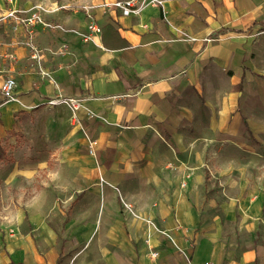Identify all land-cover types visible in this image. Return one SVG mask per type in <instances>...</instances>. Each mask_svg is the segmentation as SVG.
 <instances>
[{
  "label": "crops",
  "instance_id": "obj_1",
  "mask_svg": "<svg viewBox=\"0 0 264 264\" xmlns=\"http://www.w3.org/2000/svg\"><path fill=\"white\" fill-rule=\"evenodd\" d=\"M95 13L90 41L84 10L48 14L60 27L35 28L40 58L22 24L0 31V85L17 81L0 138L52 97L82 100L71 120L57 105L70 117L51 158L11 173L31 191L0 214V264H264V0ZM72 185L61 234L49 215Z\"/></svg>",
  "mask_w": 264,
  "mask_h": 264
},
{
  "label": "rangeland",
  "instance_id": "obj_2",
  "mask_svg": "<svg viewBox=\"0 0 264 264\" xmlns=\"http://www.w3.org/2000/svg\"><path fill=\"white\" fill-rule=\"evenodd\" d=\"M21 8H27L25 5H33L35 3H47L51 5L53 2L57 3L61 10H79L87 12L86 8H90L94 14L96 10H102L101 6L109 0H14ZM11 6L10 0H0V31L4 34L5 32V18L7 19V11ZM6 14V15H5ZM48 16V15H47ZM16 30V27H13ZM212 40V38H208ZM48 104V103H47ZM67 105L71 110V117L68 113L61 111L64 116L75 118L72 108L67 103H62ZM49 105V104H48ZM45 108H40L32 110L26 113H18L16 115V127L14 130L7 132L0 139V214L7 215L8 211L11 210V206L14 202L9 198L10 195H19L23 192L31 191L30 185L21 182L19 185H11L10 180L13 179V172L16 167L20 168L25 165H37L45 159L47 156H52L53 148L56 145V138H61L62 131L61 124L62 121L59 120L60 113L57 109V104L55 105H45ZM59 117V118H58ZM58 118V119H57ZM58 128V129H57ZM60 129V131H59ZM68 131V126L66 127ZM11 133L15 134L14 139H9ZM60 134V135H59ZM66 135V134H65ZM52 160H54L52 158ZM38 172V178H40L41 169L38 167L36 172ZM12 173V174H11ZM37 178V179H38ZM18 179H22L20 176ZM17 179V180H18ZM73 188L60 194V200L52 202V209L50 212V220L56 225L61 233V228H64L67 218L65 212L74 211L77 202H74L75 195L78 194ZM74 195V197H70ZM70 197L68 200H61ZM24 200L17 202L21 205ZM96 199L85 200L84 203L88 206L90 203L95 204ZM8 220V217H5ZM66 218V219H65ZM62 234V233H61ZM58 241H61L58 239ZM69 256V254H67Z\"/></svg>",
  "mask_w": 264,
  "mask_h": 264
},
{
  "label": "built area",
  "instance_id": "obj_3",
  "mask_svg": "<svg viewBox=\"0 0 264 264\" xmlns=\"http://www.w3.org/2000/svg\"><path fill=\"white\" fill-rule=\"evenodd\" d=\"M11 6L7 11V17H10L15 22L22 24L28 35L27 45L34 50V57L40 58V49L33 42V33L37 26L41 25L44 28H53L60 27L58 24H54L50 20H48L47 15L59 10L61 7L57 3H52L48 5L47 3H35L29 8H21L19 7L14 0H10ZM164 0H109L105 2L101 8L103 12H107L109 10L119 9L123 15H140L142 10L147 5L160 6L163 4ZM87 9L88 16V31L84 34L85 41H90L94 39L96 35H100L102 33V26L99 24L97 20L96 14L91 11L90 8ZM147 27V24L143 25ZM9 57L14 58L15 54H8ZM43 74H48L45 71H42ZM17 87L16 78L12 75H9L4 78L0 85V92L4 99H14L15 92ZM49 105L62 104L67 103L73 110L74 114L77 109L82 105V100L80 98H76L73 96H63L59 95L56 97H52L47 102ZM96 145L97 140H90L89 142V151L93 154L96 153ZM125 205L131 207L130 203L125 202ZM156 254V253H155ZM205 264H214L213 262H206Z\"/></svg>",
  "mask_w": 264,
  "mask_h": 264
},
{
  "label": "water",
  "instance_id": "obj_4",
  "mask_svg": "<svg viewBox=\"0 0 264 264\" xmlns=\"http://www.w3.org/2000/svg\"><path fill=\"white\" fill-rule=\"evenodd\" d=\"M160 12H161V15L163 16V10H162V8H161Z\"/></svg>",
  "mask_w": 264,
  "mask_h": 264
},
{
  "label": "trees",
  "instance_id": "obj_5",
  "mask_svg": "<svg viewBox=\"0 0 264 264\" xmlns=\"http://www.w3.org/2000/svg\"><path fill=\"white\" fill-rule=\"evenodd\" d=\"M6 100V99H5ZM61 258L63 259V256L60 257V261H61Z\"/></svg>",
  "mask_w": 264,
  "mask_h": 264
}]
</instances>
